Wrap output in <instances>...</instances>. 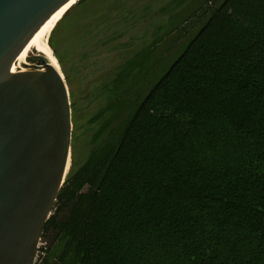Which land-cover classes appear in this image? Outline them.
Listing matches in <instances>:
<instances>
[{"label": "trees", "instance_id": "trees-1", "mask_svg": "<svg viewBox=\"0 0 264 264\" xmlns=\"http://www.w3.org/2000/svg\"><path fill=\"white\" fill-rule=\"evenodd\" d=\"M194 3L144 94L123 90L144 58L116 76L119 123L65 178L43 264H264V0Z\"/></svg>", "mask_w": 264, "mask_h": 264}, {"label": "water", "instance_id": "water-1", "mask_svg": "<svg viewBox=\"0 0 264 264\" xmlns=\"http://www.w3.org/2000/svg\"><path fill=\"white\" fill-rule=\"evenodd\" d=\"M72 0H0V264H34L64 184L71 113L62 75L44 58L12 73L36 32Z\"/></svg>", "mask_w": 264, "mask_h": 264}, {"label": "rangeland", "instance_id": "rangeland-1", "mask_svg": "<svg viewBox=\"0 0 264 264\" xmlns=\"http://www.w3.org/2000/svg\"><path fill=\"white\" fill-rule=\"evenodd\" d=\"M79 1L63 15L46 41L70 104L72 130L65 178L76 173L109 137L110 130L117 127L119 119H111L118 112L114 109L110 114L108 108L116 99L122 100L123 90L135 84L134 90L144 94L167 71L198 28H188L186 21L195 0ZM182 29L185 34L181 35ZM136 57L144 58L139 74L134 76L137 78L127 80L123 90L115 89L116 76ZM40 58L46 59L32 50L19 66L33 69L39 66ZM107 121L111 123L103 129ZM56 207L57 201L51 215ZM49 239H41L34 264H43Z\"/></svg>", "mask_w": 264, "mask_h": 264}, {"label": "bare ground", "instance_id": "bare-ground-1", "mask_svg": "<svg viewBox=\"0 0 264 264\" xmlns=\"http://www.w3.org/2000/svg\"><path fill=\"white\" fill-rule=\"evenodd\" d=\"M76 2L77 0L70 1L68 4H66L61 9H59L56 13H54L52 17L44 25H42V27L36 32V34L32 37V39L27 44L25 49L22 51V53L18 56V58L14 62L12 67V73L26 71V69H23L20 66L24 64V61L26 60L25 58L32 50H35L37 53L41 54L43 57L48 59L52 67L54 68L56 67L55 61L50 55V50L46 44V41L48 39V36L54 30L57 23L63 17V15L67 11H69V9H71Z\"/></svg>", "mask_w": 264, "mask_h": 264}]
</instances>
